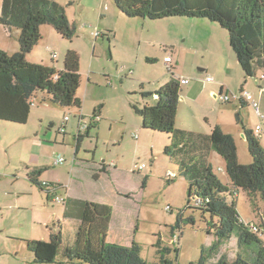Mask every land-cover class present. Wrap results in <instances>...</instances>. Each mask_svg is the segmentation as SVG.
<instances>
[{"label":"rangeland","instance_id":"1","mask_svg":"<svg viewBox=\"0 0 264 264\" xmlns=\"http://www.w3.org/2000/svg\"><path fill=\"white\" fill-rule=\"evenodd\" d=\"M57 1L64 5L67 15L76 24L77 32L72 39H64L52 25H43L42 39L28 55V59L54 65L61 70L68 49L78 50L81 83L77 95L81 100V109L77 106L61 107L50 100H44V97L48 98L47 94L41 92L35 98L36 104L26 124L0 120V251L3 253L0 264H29L27 259H23L22 253L15 257L13 250L23 248L24 253H29L25 240L49 241L54 232L51 230L53 223L49 220L51 214L60 218H55V221L64 227V239L69 241L74 237L76 221L65 218L64 204L55 200L56 196L62 197L64 192L56 187L52 196L49 194L50 186L42 189L30 182L25 176L28 174L27 164L48 166L41 175L43 183L63 184L73 194L110 205L114 211L113 219L117 218V213H120L117 210L122 204H117L114 198L116 195L112 192H131L128 200L132 207L128 214L130 216L134 213V222H124L126 228L122 232H114L111 228L109 240H119L126 245L135 240L140 244L141 256L149 263L159 260L160 248H171L170 258L174 264H197L202 247L211 245L217 239L214 231L210 233L208 230L212 217L208 213L204 217L202 211L187 208L189 185L179 175L177 165L165 154L168 135L145 129L142 117L132 106L143 104L142 96L137 93L141 79L146 82L147 89L159 90L171 76L163 56L171 51V47L146 40L149 35L156 39L163 35L159 23L142 18L118 19L116 15L109 26L116 32V41L110 45V49L107 40H95L91 31L92 26L96 27L99 22V8L108 11L107 4H113V8L114 1ZM113 11L114 8L110 14ZM175 22L165 24L173 26ZM13 32L10 49L16 52L18 50H15ZM176 32L173 36L170 34V37L182 40V30ZM185 43L182 40L179 45ZM147 52L155 55L156 60L148 61L147 58H153L146 56ZM178 63H181L180 67L185 65L184 69L190 67L189 57L185 63L184 60ZM199 67L194 70L198 72ZM253 80L254 77L250 81ZM214 99L212 95L206 103L210 111L208 116L212 120L221 112L217 105L221 101ZM149 101L152 102V99ZM100 105L103 106L98 109ZM222 105L232 104L229 102ZM249 106V112L255 117V109ZM95 112L102 119L97 127L91 129L90 134L84 136L77 153L75 134L78 132V115L83 114L82 123H89ZM240 113L235 109L232 114L240 128L232 135L236 140L240 162L250 164L253 159L244 136V119H239ZM199 117L204 120L202 116ZM52 119L56 125L51 128ZM176 124L181 125L180 117ZM61 126H65L66 132L60 129ZM247 127L255 128V121ZM59 156L65 158L64 163H56ZM209 161L214 173L223 183H228L230 179L225 159L213 149ZM104 163L107 166L116 164L118 169L115 172H103L100 167ZM141 165H144L142 169L139 168ZM169 172L178 174L173 181L167 180ZM227 198L232 201L230 194ZM236 198L242 220L263 227L264 200L258 198L256 203L259 209H256L255 201L245 190L240 189ZM181 210L184 221L180 230L177 223L180 221ZM191 218H194L195 224L190 222ZM177 236H181L178 245L174 244ZM261 237L264 240V234ZM175 248H179L178 253ZM221 249L228 250L233 259L237 257V251L253 259L250 247L245 244L239 246L236 236L224 240Z\"/></svg>","mask_w":264,"mask_h":264},{"label":"trees","instance_id":"2","mask_svg":"<svg viewBox=\"0 0 264 264\" xmlns=\"http://www.w3.org/2000/svg\"><path fill=\"white\" fill-rule=\"evenodd\" d=\"M128 18L161 20L168 17L206 19L219 25L228 33L230 46L245 73V78L254 76L258 69H264V0H112ZM1 23L7 28L20 30L19 50L11 53L0 48V120L12 124H26L33 104L32 98L44 92L54 104L61 107L77 106L81 109L78 89L81 83L80 54L69 48L64 66L58 70L54 65L33 62L28 55L42 39V26L52 25L64 39H72L77 27L71 21L64 5L57 0H2ZM110 32V31H108ZM102 37L110 38L108 33ZM169 80L156 91L140 90L143 104H133L142 117L143 127L148 131L168 135L165 154L177 165L178 173L188 182L189 202L187 208L202 211L204 217L210 214L209 232L214 231L216 241L204 245L197 264H264V216L263 227L254 230L255 223H245L237 209L236 197L240 189L256 203L264 200V146L261 136L244 125V136L253 161L243 164L239 160L236 140L231 133L216 125L210 133L196 132L177 126V111L183 84L174 72ZM243 89L241 90V92ZM152 99V102L149 100ZM242 106L247 104L240 98ZM225 102V101H224ZM229 102V101H228ZM103 105H100V109ZM240 115V114H239ZM80 121L84 119L78 115ZM101 116L96 112L86 123V130L97 127ZM79 123L78 130L81 128ZM65 128L61 126L60 129ZM150 132V133H154ZM216 150L226 161L230 181L223 183L214 173L209 156ZM106 171V164H102ZM47 165H26L30 181L42 189L56 185L43 183L41 175ZM176 175H178L176 173ZM174 177H167L173 181ZM145 184V182L143 183ZM232 196L229 201L227 195ZM193 200V203H192ZM64 217L75 219L78 225L74 237L64 239V227L53 222L51 239L25 240L33 262L37 264H174L170 258L171 248H160L158 261L149 263L141 256L140 244L132 240L130 245L109 240L114 211L108 204L89 198L67 195L62 202ZM183 210L177 228L182 229ZM190 222L195 224L194 218ZM66 225V224H65ZM256 225V224H255ZM175 229V227H173ZM183 234V232H182ZM236 236L239 246L250 247L253 259L237 251L232 258L228 250L221 249L226 239ZM177 236L174 244H180ZM252 247V248H251ZM241 248H239L240 250ZM179 252V248H175Z\"/></svg>","mask_w":264,"mask_h":264},{"label":"crops","instance_id":"3","mask_svg":"<svg viewBox=\"0 0 264 264\" xmlns=\"http://www.w3.org/2000/svg\"><path fill=\"white\" fill-rule=\"evenodd\" d=\"M1 5H2V0H0V15H1ZM112 5L113 4H107L108 11H106L102 7L99 8V22L97 23L96 27H94V25L92 26L93 29L91 31V35L94 36L95 40H98L99 38H102L103 40H107V43L109 44V48L110 45L113 44L114 41H116V32L110 29L109 27L110 24L114 22V20L116 19V15H118V19L119 17H121L122 19L126 18L124 14L116 7V5L113 6L114 11L111 12L110 14V11L113 9ZM106 12H108L109 14H107ZM186 19L187 20H185V17H168L161 20H155V22L159 23L158 27L160 30H162L163 35H161L159 39L153 38L151 35H149L148 37L149 39L148 38L146 39L151 42L157 41L162 46L171 47V51L163 54L164 62H165V57L167 55L173 56L174 72L177 75L187 76L191 78L188 84H183L180 92V100L177 111L176 123H178V118L180 117L181 125L178 127L196 132L210 133L213 127L219 125L224 129V131L233 134V132H236L235 130L239 128L238 126L239 122H236L232 117V114L233 112H235L236 109L241 112L239 115V119L240 118L244 119L243 122L245 126H248L249 124H253L254 121H255V128L252 127L251 128L252 130L255 131L257 125L262 126L261 143L264 146V90H263L264 78L261 77V75L264 74V70L261 71L257 70L254 76L245 78V73L243 72L239 64V61L236 58V55L230 46L228 33L225 30H223L219 25L209 20L189 19V18ZM170 21H176V22L173 24V26H170V24L167 26L165 22H170ZM149 28L150 30L152 29L151 26H149ZM178 29L182 30L183 32L182 40L186 41V43L183 45H179L182 41L179 38L177 40L176 38L170 37V34L171 36L177 34L176 31H178ZM96 31H100V34L98 36L94 34V32ZM11 32L15 34V40L13 39L14 46L16 48L15 50H19L18 39L20 35V30L17 28H7L1 23L0 20V48L5 49L11 53L12 52L14 53L15 51L10 49V41L12 40ZM102 33H108L110 38L108 39L102 37ZM173 39H175V41H173ZM201 54L202 56L200 58L199 56ZM146 56H150L151 58H153V59L147 58L148 61L156 60L155 55H151L148 52L146 53ZM188 57L190 61V67H187L185 69H184L185 65L183 67L182 66L180 67L181 63L178 62H182L184 60L185 63ZM176 64H178V66ZM197 66L198 67L200 66L198 72L194 70V68L195 67L197 68ZM177 70H180L182 73H178ZM207 75H212L214 77V80L207 81L206 80ZM253 77L255 78V80H253L254 82L250 81ZM139 82H140V87L139 89H137V93L141 89L144 91L157 90L151 88L147 89L146 82L143 79H141ZM242 89H248L254 94V96L259 101L260 112L263 114V117L260 116L256 112V110H254L255 117L252 116V114L248 110V108L250 107L249 104H245L242 106L241 99L236 97V95H239L241 93ZM225 94H229L231 96V99L229 100V102H231L232 104L231 106L222 105V103H229V102H224V100L222 99V96ZM212 95L214 96V98H216L214 100L221 101L217 105L220 111L222 112V113L220 112V114L217 117L213 118V120L208 116L210 111L207 109V105H206L208 98L212 97ZM244 114L245 117H243ZM199 116H202L204 120H201ZM78 122L79 123L81 122L80 119ZM79 123L77 126H79ZM54 125H56L55 121L53 119L50 120L51 128ZM88 131H89L88 133L90 134L91 130L89 129ZM148 135L150 136V133ZM27 165L34 166L39 164H33V165L27 164ZM75 166H77V164H75ZM100 169H104V167L102 166L100 167ZM117 169H118V165L115 164L114 166L113 165L106 166V171L104 170L102 171L115 172ZM25 176H27L28 180L30 181L28 174H26ZM56 187H59L62 190V192H64L63 195L64 198L67 197V195L74 197L89 198L86 196L73 194L72 192L69 191L68 186L66 185L59 184L56 185ZM112 193L116 195L114 198L115 201H117V204H122V206L119 205L120 209L117 210V212L120 213H117V218L114 217L113 221L111 222L110 229L112 228L114 232H122L126 228L124 226V222L128 220H131L132 223L134 222V217H135L134 213L133 215L130 216L128 214V210L131 209L132 207L128 199L131 198L132 193L127 191L117 192L116 190H114V192ZM55 218L60 220V218L56 216V214H51L49 220L52 221L53 223L56 222ZM74 221H76L75 224L77 226L78 221L75 219ZM111 241H119V240H111ZM16 250H17L16 248L13 250V255L15 257H17L19 254L22 253L23 259H27L29 264H37L33 262V258L30 252L24 253L23 248L22 250H18V251ZM2 255L3 253L2 251H0V257ZM11 264H15V263L11 262Z\"/></svg>","mask_w":264,"mask_h":264},{"label":"built area","instance_id":"4","mask_svg":"<svg viewBox=\"0 0 264 264\" xmlns=\"http://www.w3.org/2000/svg\"><path fill=\"white\" fill-rule=\"evenodd\" d=\"M94 34L96 36H98L100 34V31H96V32H94ZM173 61H174L173 56L167 55L165 57V62L168 65V69L170 71H172V69H173ZM177 76L180 79V81H181L182 84H188L190 82V80H191V78L190 77H187V76H181V75H177ZM261 77L264 78V74H262ZM206 80L207 81H213L214 80V77L212 75H207ZM263 90H264V85H263ZM236 97L243 98L246 101L247 104L253 106V108L256 110V112L260 116L263 117V114L260 112L259 101L257 100V98L254 96V94L251 91H249L248 89H243V91L239 95H236ZM222 99L225 102H228L231 99V96L229 94H225V95L222 96ZM31 102H32L33 105H35L36 104L35 98H32L31 99ZM82 126L83 127H81V128L86 129L87 124L84 123ZM261 129H262V126L261 125H257L256 126L255 132L259 136H261ZM62 130H64V128ZM64 161H65V158L63 156H61V157L59 156L56 159V163L57 164L64 163ZM143 167H144V165H141L139 168L142 169ZM175 175H176L175 172H169V174H168V176H170V177L171 176L174 177ZM55 200H57L58 202H63V201H65V198L64 197L56 196L55 197ZM252 228L254 230H258V226L255 225V224L252 225Z\"/></svg>","mask_w":264,"mask_h":264},{"label":"flooded vegetation","instance_id":"5","mask_svg":"<svg viewBox=\"0 0 264 264\" xmlns=\"http://www.w3.org/2000/svg\"><path fill=\"white\" fill-rule=\"evenodd\" d=\"M63 132H66V128H64V130H62ZM89 131L88 130H86V129H83V128H80L79 130H78V132L75 134V139H76V149H77V151H79V149H80V146H81V142L83 141V139H84V136L87 134H89L88 133Z\"/></svg>","mask_w":264,"mask_h":264}]
</instances>
